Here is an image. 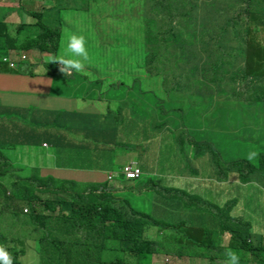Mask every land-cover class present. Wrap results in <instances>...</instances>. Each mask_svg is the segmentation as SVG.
<instances>
[{"label": "trees", "instance_id": "trees-1", "mask_svg": "<svg viewBox=\"0 0 264 264\" xmlns=\"http://www.w3.org/2000/svg\"><path fill=\"white\" fill-rule=\"evenodd\" d=\"M40 1L38 10L8 7L6 20L0 19V82L11 75L56 79L58 94L90 110L42 111L26 105L28 99L0 100V246L13 264H22L21 257L31 264H155L154 258L176 264L175 249L183 247L192 251L190 259L211 264L226 260L229 248L240 264H264V227L254 231L256 218L264 220V0ZM78 18L81 24L72 25ZM64 29L85 37L87 74L64 75L51 59L36 61L34 53L65 52ZM52 85L37 104L51 105ZM105 93L114 100L101 105ZM216 124L217 145L210 142ZM155 139L188 162L186 186L119 188L110 183L112 172L105 183H84L27 169L11 153L45 144L54 148L47 158L54 169L77 168L59 162L86 161L97 170L103 156L139 151V162L119 166L124 180L125 166L151 170L147 141ZM220 141L232 151L247 150L248 157L231 149L225 155ZM201 157L204 167L193 165ZM212 179L235 183L237 193L248 184L251 209L237 211L238 195L213 199ZM166 199L202 210L204 222L187 227L175 210L159 220Z\"/></svg>", "mask_w": 264, "mask_h": 264}, {"label": "rangeland", "instance_id": "rangeland-1", "mask_svg": "<svg viewBox=\"0 0 264 264\" xmlns=\"http://www.w3.org/2000/svg\"><path fill=\"white\" fill-rule=\"evenodd\" d=\"M7 2L9 4V6L7 4H2V2ZM20 5L23 9L25 10H38L40 8L41 5H44V1H40V0H0V19H4V21L6 20V9L8 7H13V8H17V6ZM24 18V11L21 14L20 17ZM15 21H19L20 22V18H19V14H18V18L15 19ZM81 20L80 18H78L77 22L72 24V25H79L81 24ZM66 32L62 35V42H64L67 38L68 35L70 34V30L69 29H64ZM91 45H93L91 43ZM33 54V53H32ZM33 55H35V57H37L36 61L38 62V64H41V61L43 60H50L52 58V56L50 54H42L40 57L39 55H37L36 53H34ZM39 57V58H38ZM9 64L11 63L10 61H8ZM52 78H49L50 83L52 85V95H51V107L53 108H57V109H62V110H72L76 108L78 109V111H86V110H90L87 107V104H83L81 100L78 101H66L63 100L62 98V94H58V89L57 86L60 85L59 81H57L56 79H53V81L51 80ZM62 81V80H61ZM3 87V81L0 82V90H2ZM55 92V94H54ZM67 94L65 96H71L69 93H72L71 91L67 90L65 91ZM83 92L85 93V89L83 88ZM82 97V96H80ZM101 101L100 104H104L105 101L107 100H114L112 93H105L104 95L100 96ZM9 98H21V99H28V100H32L34 101L36 104L44 99H36V98H26L25 96H21V95H15L13 92L10 91H0V100L4 101L5 99H9ZM118 99H120V97H118ZM238 126L240 127V124L237 123ZM262 124H264V122H262ZM221 127H225L227 126V121L225 122H220ZM182 127V126H181ZM211 131V130H210ZM220 130L218 129V124H216V128L213 129V133L211 135V139L210 142L214 143L215 145L218 144V141L216 139V134L219 132ZM209 132V131H208ZM247 134V132H246ZM238 136H241L240 133V128H239V132L237 133ZM140 142V141H139ZM147 142L151 143L150 144V148L152 149V153L149 155V159L152 162V167H151V171L149 172H144L141 177L139 179H136L135 181H124L117 173L119 172V166L121 164H127L129 162H131L130 160H133L134 162H139L140 161V157H139V151L137 152H133V153H129L127 155H124L125 153H121L120 155H118L116 158H113L111 156H103L101 157L95 164V168L97 170H92L89 169V167L92 165H89L86 161L85 162H81V163H72V161H67V162H59L58 166H70L73 165L76 169H54V162L52 161V159H47L51 157V152L54 150L53 147H49V148H43L42 146H35V147H30V148H15L14 150L11 151L12 155H13V159L15 161V163L17 164H21V165H26L27 169H42V171H46V170H52L55 173L56 176L59 177H64V178H68L69 180H78V181H82V182H87V181H97V182H105L107 179V175L112 172L114 174H112L113 176H116V178H114V180L112 182H110L113 186L115 187H123V186H128V185H133V184H147V185H151L153 187H166V188H181L183 186H186V181L184 179H186L187 177L191 176L189 175V170H185V166L188 162H185L182 160V156H180L178 159L176 157H174L172 154L175 152L174 151V146H172L170 143H166L165 141L159 142V139H155V141H151L148 140ZM170 142V141H169ZM243 142V140L241 141ZM137 143V142H136ZM172 143V142H171ZM219 146L224 147V144L220 141L219 142ZM231 149V152L234 155H237L239 157H248V151L241 150V147L238 148L237 146L234 147L233 151L231 147H228L227 145H225L224 147V154L228 155L227 152H229V150ZM177 156L180 155V150L178 149V151L176 152ZM207 157L205 156V159L208 158V154H206ZM173 158H176V160H174ZM209 159V158H208ZM207 160V159H206ZM56 161V158H55ZM193 165H196L198 167H204L203 163H204V157H201L199 159L193 160ZM57 164V163H56ZM144 165L145 167H147V162L144 161ZM140 167L142 168V166L140 165ZM142 170L144 171V169L142 168ZM116 174V175H115ZM149 176V183L147 182V177ZM160 182V183H159ZM193 184V182H192ZM210 185L207 186V189L210 190V192L213 195V199L216 198H221L223 199V201H228L230 199H236L237 195L239 198L238 201V205H237V211H247L250 210L251 208H248V192H251V190H248V184H245L243 186V188L240 190V193L238 192V188H233L234 186H236V184L234 183H220L217 182L215 180H211ZM143 203H148L150 202V199H144L142 201ZM142 209H146L149 204H141L140 205ZM196 207H187L184 204H178L175 205L174 202L169 201L168 199L164 200L161 207L158 208V214L156 215L157 218L161 221H166L168 219L167 214L172 212L173 210H175L176 212L181 214V217L179 220L180 222H183L186 224L187 227H193L195 226V224H199L204 222V218L202 216H199L200 212H203L202 210H195ZM243 209V210H242ZM183 214V216H182ZM241 215H243V213L241 212ZM264 218V215H263ZM261 219L256 218V226L257 228H254V231L256 233H259L258 230V226L260 225V227H264V220L260 221ZM178 237H180V235H178ZM33 241L28 240L29 244H32ZM227 243V239L223 238V244L225 245ZM176 251H180L178 249H175ZM186 251H188V249H185ZM29 254H33L32 253V248L31 250L28 251ZM189 253V252H188ZM175 254V253H174ZM191 254V253H189ZM208 255V254H207ZM21 257V256H20ZM30 260H32V257H30ZM188 261H190L188 258L186 259ZM21 263L22 264H31L29 260H23V258L21 257ZM155 264H163V262L165 261V259L160 260L159 258H154ZM199 264H211L209 260H203V262L198 261ZM216 262H219V264H225L226 260L223 259H218ZM176 264H188L187 262H185V260H179V257L176 258ZM251 264V263H250Z\"/></svg>", "mask_w": 264, "mask_h": 264}, {"label": "clouds", "instance_id": "clouds-1", "mask_svg": "<svg viewBox=\"0 0 264 264\" xmlns=\"http://www.w3.org/2000/svg\"><path fill=\"white\" fill-rule=\"evenodd\" d=\"M86 43L87 41L83 35L70 33L66 41L65 52L61 54L60 56H53L51 58L50 63L58 64L60 66L59 71L63 73L64 75L70 74L73 71L85 72V62L88 60V50L86 47ZM85 74L87 73L85 72ZM42 146H46V145L43 144ZM131 166L139 169L140 175L138 178H140L143 173L140 170L139 166L138 167H136L135 165H131ZM122 170H121V174H122ZM132 180L125 179L124 177V181L130 182ZM185 249L187 248L185 247L181 248L180 254H179V260H185V262H187L188 264H199L198 261L203 262V259H199V258L190 259L189 253H191L192 251H189V250L186 251ZM225 256L227 257L225 264H240V255L237 251L231 248L226 249ZM187 258L190 261L186 260ZM0 264H13L11 254L8 253V251L3 246H0Z\"/></svg>", "mask_w": 264, "mask_h": 264}, {"label": "crops", "instance_id": "crops-1", "mask_svg": "<svg viewBox=\"0 0 264 264\" xmlns=\"http://www.w3.org/2000/svg\"><path fill=\"white\" fill-rule=\"evenodd\" d=\"M11 78L12 79L10 81H5L3 83V85L8 86V90L10 92L15 93V95H21V96L26 95L28 98H36V99H44V100L47 98V96H45V95L48 93L50 86H51L48 77L34 76V77L28 78L26 76H19V75L12 76L11 75ZM1 79H2V76L0 75V80ZM62 99L66 100V101H74L73 99L64 98V97H62ZM21 100H22L21 98H10L9 99L10 102H20ZM23 102L26 103V105H28V104L36 105V106H38V108H41L40 110H42V111L43 110H51V108H52L51 105H49V104L39 105V104H36L32 100H26ZM147 153H152V149H150ZM146 171L149 172L151 170H146ZM146 171H142V173H144ZM108 175H111V173H109ZM113 179L114 178H112L111 180H113ZM106 181H108V180L106 179ZM87 182H90V181H87ZM95 182H97V181H95ZM101 182H103V181H101Z\"/></svg>", "mask_w": 264, "mask_h": 264}, {"label": "built area", "instance_id": "built-area-1", "mask_svg": "<svg viewBox=\"0 0 264 264\" xmlns=\"http://www.w3.org/2000/svg\"><path fill=\"white\" fill-rule=\"evenodd\" d=\"M10 66L12 67L13 64L10 63ZM122 174L124 175L125 179H128V180H132V179H136L139 177L140 175V171L139 169L129 165V166H125L122 170ZM111 177H109L110 179Z\"/></svg>", "mask_w": 264, "mask_h": 264}]
</instances>
